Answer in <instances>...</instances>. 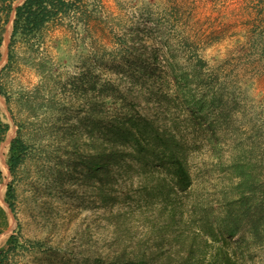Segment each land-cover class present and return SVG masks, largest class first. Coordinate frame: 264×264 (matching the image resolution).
I'll list each match as a JSON object with an SVG mask.
<instances>
[{"label": "rangeland", "instance_id": "obj_1", "mask_svg": "<svg viewBox=\"0 0 264 264\" xmlns=\"http://www.w3.org/2000/svg\"><path fill=\"white\" fill-rule=\"evenodd\" d=\"M87 10L84 19L71 12L50 24L34 52L19 44L18 63L3 79L11 100L8 104L0 93V116L10 125L0 150L5 211H0V250L17 234L13 264H90L98 254L120 248L122 230L135 238L148 236L140 223L143 213L134 209L129 219L121 217V206L114 209L115 219L100 218L105 211L98 208L95 184L85 181L83 167L60 173L61 117L51 108H61L75 92L81 97L74 86L82 75L115 83L142 113L172 128L182 141L195 184L169 208L181 206L179 216L183 211L190 233L205 223L219 228L224 214L219 202L229 186L225 166L234 156L255 165L264 192V0H90ZM13 20L14 14L0 76L8 63ZM39 63L46 65V77ZM24 101L35 124L46 129L38 133L17 181L14 213L5 201L12 181L7 160L16 122L27 117ZM70 111V121H79L82 129L83 106ZM195 206L202 213L189 220ZM155 223L161 225L159 218ZM247 223L234 238L224 235L228 244L218 245L224 244L238 264H264V239L255 240ZM177 231L171 228L166 236Z\"/></svg>", "mask_w": 264, "mask_h": 264}, {"label": "trees", "instance_id": "obj_2", "mask_svg": "<svg viewBox=\"0 0 264 264\" xmlns=\"http://www.w3.org/2000/svg\"><path fill=\"white\" fill-rule=\"evenodd\" d=\"M15 1L0 0V63L7 25L14 14L8 63L0 76V93L7 98L8 104L11 99L3 79L18 63L16 47L21 44L34 52L50 24L71 12L84 19L90 3V0H25L15 7ZM36 65L41 69L40 75L46 77V65ZM86 78L80 76L79 85L74 86V91L82 92L81 97H76L78 93L75 92V98L61 108H51L61 117L58 151L65 158L61 157L59 162L60 173L71 174L73 169L83 167L85 181L95 184L98 208L105 211L101 219H115L114 209L120 206L121 217L129 219L134 215L131 210L134 209L143 213L140 223L148 230V236L143 238L131 236L129 229L120 231L116 243L120 248L112 250L108 256L98 254L90 264H238L224 248L228 241L224 235L234 238L246 220L253 238L264 239V192L259 186L260 176L255 165L238 156L232 158L225 166L229 186L219 202L220 209L224 210L219 228L205 223L203 228L190 233L184 212L179 216L181 206L175 204L169 208L182 195H187L195 184L182 141L172 128L162 126L157 118L142 113L136 100L115 83ZM24 104L29 107L27 117L16 122L18 130L11 140L7 160L12 181L7 185L5 201L14 213L17 181L36 147L38 133L46 129L33 121L35 115L29 102L24 101ZM76 104L83 106L87 120L82 129L78 127L79 121L76 124L70 121V110ZM9 130L10 125L0 116V150ZM27 132L31 133L28 134L30 140L25 136ZM3 179L4 172L0 168V185ZM0 211L5 215L3 208L0 207ZM189 213V220H193L191 218L202 211L195 206ZM156 218L161 225L155 223ZM174 227L178 229L177 234L166 236ZM220 241L225 243L218 245ZM18 242L17 234L9 238L7 248L0 250V264H13L12 253ZM170 245L172 249L166 251V246Z\"/></svg>", "mask_w": 264, "mask_h": 264}, {"label": "bare ground", "instance_id": "obj_3", "mask_svg": "<svg viewBox=\"0 0 264 264\" xmlns=\"http://www.w3.org/2000/svg\"><path fill=\"white\" fill-rule=\"evenodd\" d=\"M3 194V190H2V192H1V194L0 195H2Z\"/></svg>", "mask_w": 264, "mask_h": 264}]
</instances>
